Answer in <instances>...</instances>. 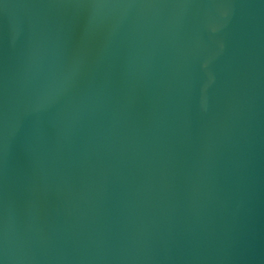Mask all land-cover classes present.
Masks as SVG:
<instances>
[{
  "label": "water",
  "instance_id": "obj_1",
  "mask_svg": "<svg viewBox=\"0 0 264 264\" xmlns=\"http://www.w3.org/2000/svg\"><path fill=\"white\" fill-rule=\"evenodd\" d=\"M0 264H264V0H0Z\"/></svg>",
  "mask_w": 264,
  "mask_h": 264
}]
</instances>
